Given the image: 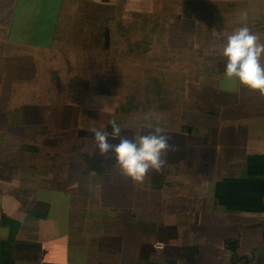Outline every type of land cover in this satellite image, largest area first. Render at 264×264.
I'll use <instances>...</instances> for the list:
<instances>
[{
	"label": "crops",
	"instance_id": "1",
	"mask_svg": "<svg viewBox=\"0 0 264 264\" xmlns=\"http://www.w3.org/2000/svg\"><path fill=\"white\" fill-rule=\"evenodd\" d=\"M245 25L264 42V0H0V264H264V95L222 56ZM112 120L171 137L143 183L98 153Z\"/></svg>",
	"mask_w": 264,
	"mask_h": 264
},
{
	"label": "clouds",
	"instance_id": "2",
	"mask_svg": "<svg viewBox=\"0 0 264 264\" xmlns=\"http://www.w3.org/2000/svg\"><path fill=\"white\" fill-rule=\"evenodd\" d=\"M226 60L225 76L238 80L241 86L258 91L264 95V42L248 26L236 28L226 37L222 49ZM112 131L92 129L100 156L114 154L116 165L123 176L136 184L143 183L150 171L159 172L166 160L162 158L174 147L169 143L171 137L160 127H150L143 134L128 138L122 135L121 126L112 120ZM110 138L118 139L113 144Z\"/></svg>",
	"mask_w": 264,
	"mask_h": 264
},
{
	"label": "rangeland",
	"instance_id": "3",
	"mask_svg": "<svg viewBox=\"0 0 264 264\" xmlns=\"http://www.w3.org/2000/svg\"><path fill=\"white\" fill-rule=\"evenodd\" d=\"M141 2L143 3V1H141ZM129 5H130V3L128 4V6ZM143 5L144 6H147L148 3H145ZM107 8H109V7H107ZM107 8H104V10L107 9ZM119 8L120 9H123L121 5H119ZM135 11L140 12L139 10H135ZM126 14H128V12ZM144 16H148V13L142 12L141 14H136L135 19L136 20H140V19H143ZM112 19H114V16H112V15H110V16H104V17L100 16L99 17V20L96 19V21H100V23H103L104 25H106L108 23L110 24L112 22ZM136 25L139 26V23H137ZM91 44H92V46H96V43L95 42H91ZM174 52L175 51H173L171 53H174ZM65 61H67L69 63L68 70H66V65L64 64ZM73 64H74V60H73L72 56L71 55H68L65 58H59V60H51V63L48 65V68L50 70H54L55 71V74H56L58 80L59 79L60 80H63L64 79V76H68L69 74L71 75V70H72V65ZM100 69L103 70V68H100ZM49 76H50V73L48 72L46 75H44L42 77V80L44 82V85H45L46 89H49L50 87H52V89H54V90L61 88V91L62 92L66 91L68 89L69 83H67L66 85L63 84V83H61V82H59L57 84L50 83ZM85 77H86V74L84 75L83 78H85ZM64 96H65L64 94H61L60 95V99L63 100L64 99ZM55 98H57V94H55ZM64 112H65V110L63 108H57V109H55V115H57L59 117V119H60L61 122H63L65 120V113ZM70 140H71V143L74 141L72 138H70ZM97 186H99V184H94V189Z\"/></svg>",
	"mask_w": 264,
	"mask_h": 264
},
{
	"label": "trees",
	"instance_id": "4",
	"mask_svg": "<svg viewBox=\"0 0 264 264\" xmlns=\"http://www.w3.org/2000/svg\"><path fill=\"white\" fill-rule=\"evenodd\" d=\"M88 165L90 166V168H91L93 171H98V170L100 169V167H102L101 164L96 163V162H94V161L89 162ZM231 247H232V250H233V251H236L238 245H237L236 242H234V244H232Z\"/></svg>",
	"mask_w": 264,
	"mask_h": 264
},
{
	"label": "water",
	"instance_id": "5",
	"mask_svg": "<svg viewBox=\"0 0 264 264\" xmlns=\"http://www.w3.org/2000/svg\"><path fill=\"white\" fill-rule=\"evenodd\" d=\"M236 259H238V255H235Z\"/></svg>",
	"mask_w": 264,
	"mask_h": 264
}]
</instances>
